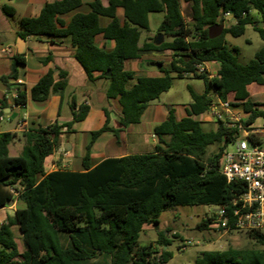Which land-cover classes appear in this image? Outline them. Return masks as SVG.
Masks as SVG:
<instances>
[{"label":"trees","instance_id":"trees-1","mask_svg":"<svg viewBox=\"0 0 264 264\" xmlns=\"http://www.w3.org/2000/svg\"><path fill=\"white\" fill-rule=\"evenodd\" d=\"M13 1V0H8ZM189 9L187 21L182 9ZM83 0H56L45 4L40 15L19 20V36L71 39L75 58L85 70L90 83L108 82L107 99L119 98L122 112L120 127H108L107 121L97 131L82 160L84 172L56 170L47 173L46 160L61 146L62 138L73 131V125L84 121L90 111L86 105L71 101L72 121L18 133H0V209L17 196L23 208L14 217H7L0 226V264H168L173 253L171 241L159 232L158 240L140 244L145 226L158 228L161 215L177 207L230 206L244 193L242 183H228L220 173V160L229 144L239 136L235 129L217 122V128L205 131L195 117L208 113L212 93L233 107H242L247 117L243 123L251 130L263 117V104L251 99L248 87L264 86V0H92L89 12H77L69 23L63 17L80 10ZM124 11L123 24L117 10ZM4 13L14 17L15 9L4 6ZM253 12L258 19L255 20ZM162 13L159 34L168 40L155 45L156 39L142 40L150 30L149 16ZM229 14L231 20L226 18ZM110 20L106 27L101 19ZM252 26L263 45L247 64L239 61L240 49L228 44V35L238 38ZM112 41V51L97 46L96 38ZM170 53V64H160L161 77L138 78L125 69L129 60H140L149 54ZM20 57L16 58L19 61ZM52 60L47 57L43 63ZM209 62L219 64L216 76L198 73L197 66ZM110 72V76L106 74ZM205 82V92L189 88L192 102L186 116L178 120L174 110L154 130L156 146L148 154H130L109 158L92 167L90 150L105 132L118 138L122 128L138 124L149 104L159 100L173 85L172 74ZM11 78L16 79V74ZM8 91L14 87L1 79ZM68 87V73L60 70L59 81L48 71L30 90V99L44 102L52 94L63 97ZM15 102L25 107L28 93L17 86ZM262 136L254 138L262 142ZM23 139L20 156H10L9 147ZM216 152L208 155L210 147ZM16 194V195H15ZM208 217L198 225L200 230L211 226ZM22 234L25 251L21 253L13 227ZM248 237L264 247V233L248 232ZM155 244L161 248L157 251ZM195 264H264V250L233 249L203 251Z\"/></svg>","mask_w":264,"mask_h":264},{"label":"crops","instance_id":"crops-1","mask_svg":"<svg viewBox=\"0 0 264 264\" xmlns=\"http://www.w3.org/2000/svg\"><path fill=\"white\" fill-rule=\"evenodd\" d=\"M53 1L56 0H0V117H2L0 120V133L10 132L21 135L30 130L45 128L54 124L63 125L71 122L73 116L70 105L72 98L75 97L78 106L83 104L90 107L89 114L84 121L77 122L73 125L74 133L70 134V136L75 135V141H65L63 140L64 136L61 146L52 156L47 158L45 165L46 170L49 169L47 173L56 171L53 170L55 166L64 168L62 170L84 172L82 160L86 154V148L92 139L91 133L100 130L105 125L107 121L105 111H107L109 115L108 127H120L119 116L122 112V107L119 103V98L107 99L106 89L108 87V82L106 80L100 79L93 84L89 82L85 70L75 58V49L72 47L69 37H28L26 39L23 38V42L20 41L21 36L18 34L19 20L22 18L38 17L45 4ZM83 1L85 5L80 10L63 17L66 23H69L72 16L77 12H89L88 3L92 0ZM4 6L14 8L15 16H7L3 11ZM117 17L123 24V9L119 8L117 10ZM227 19L231 20V17L229 16ZM109 22L110 20L107 18L101 19V25L103 27H106ZM228 36L226 37L227 42ZM146 39H143V41ZM96 44L106 51H112L115 46L114 42L104 40L102 36L96 38ZM17 57H20V60L17 61L18 64L16 65L15 72H13V65ZM47 57H51L52 60L45 64L43 62ZM156 62L161 61L150 59L146 57V55L140 60L126 61L125 69L135 74V79L132 81V84L136 83L138 78L161 77L163 74L159 71L160 69L150 65ZM163 66L167 68L169 64L166 65L163 63ZM207 66L209 69V78L211 79L216 76L219 70V64L209 62ZM50 70L54 71V80L56 82L60 79V70H64L68 73V87L63 97L52 94L49 99L44 102H35L31 100L29 96L30 90L38 83L41 77ZM14 74L17 76L16 79L11 78ZM2 78L8 79V84L12 85L14 89L8 91L7 85L1 80ZM17 86L27 90L28 102L25 107H21L15 102L17 97ZM248 90L254 102L264 105V96H262V102L255 100L257 99V97H255L256 94L259 93L260 95H264V86L252 84L248 87ZM210 97L213 102L218 98L214 93H212ZM151 104L152 102L143 114L141 122L122 128V131L118 134V138L112 132H105L96 140L90 150V162L92 167H95L109 158H121L130 154H148L138 149L142 145V141L147 142L150 135L153 138L155 148L156 140L154 130L167 119L169 111L165 112L162 106H156L149 112ZM259 109L264 111V106L259 107ZM146 114H148L147 121L144 120ZM205 115L206 114L195 117V119L207 124L213 122V120L209 118L205 117L204 119ZM245 115H241L243 119L247 117ZM185 116L186 112L184 116L176 117L178 120H181ZM136 126L140 127V130H135L134 127ZM80 136L83 137L82 142L78 140ZM104 138L106 139L102 141ZM22 141L23 139H19L11 144L9 147L10 156L12 149L17 145L23 148L24 144ZM22 148L17 156H20ZM21 208H23V206L21 204L18 205L17 196L14 202L1 208L0 226L6 222L7 217H14L16 211ZM13 232L19 251L23 253L25 248L19 227L14 226Z\"/></svg>","mask_w":264,"mask_h":264},{"label":"rangeland","instance_id":"rangeland-1","mask_svg":"<svg viewBox=\"0 0 264 264\" xmlns=\"http://www.w3.org/2000/svg\"><path fill=\"white\" fill-rule=\"evenodd\" d=\"M183 12L187 21H190L189 7L183 3ZM255 20L258 19L256 12H253ZM164 15L162 13L150 14V30L143 31L142 40L146 38H155L159 32V26L163 20ZM168 40L163 36V41ZM228 44L231 46H236L240 49L239 61L241 64H247L252 59H254L256 53L260 50L263 45V40L261 39L258 32H256L252 26H248L246 33L238 38L228 36ZM146 57L158 60L163 63L170 64V53L165 54H149ZM173 85L172 88L164 93L159 100L153 101L151 104V110L156 106H162L164 111L174 110L176 116L185 115V107L192 102V97L189 91L191 88L197 94H203L205 92L206 86L202 79L184 77L178 78L177 74L173 73ZM262 96L259 93L255 95L256 101H263ZM216 102V99L214 100ZM236 113L240 115H245L242 107H234ZM148 112V114H149ZM148 114L145 115L144 120L147 121ZM247 116V115H245ZM209 118L213 120L210 123H204L203 128L205 131L215 130L217 127V121L214 117H210L208 113L204 116V119ZM146 123V122H145ZM253 128L262 135V144L264 145V118L261 117L256 120ZM135 130H140V127H134ZM75 135L65 136L63 140L71 142L75 141ZM104 138L102 141H104ZM79 142L83 141V137L78 138ZM24 144V140L22 141ZM96 142V141H95ZM94 142V143H95ZM24 146V145H23ZM22 146H16L11 151V156H17L21 150ZM217 147L212 146L208 150V155L215 153ZM229 151L234 150V146L229 144L227 146ZM141 152L149 153L154 150V142L151 135L148 137L147 142L142 141V145L138 149ZM64 169L59 166H55L53 170ZM49 171V169L47 170ZM18 205H20L18 203ZM22 205V204H21ZM218 211L216 206H194V207H177L174 210H169L161 215V224L158 228L154 226H146L144 233L140 236V244L148 245L155 243L158 240L159 232L165 234V236L171 241V246L168 250L173 253V258L168 264H195L196 259L199 257L200 253L203 251H224L229 248L233 249H261L264 247L258 246L254 241L249 239L248 232L234 231L230 233H224L223 231L213 229L211 227L200 230L198 225L202 220L212 217L214 213ZM188 242H191L188 244ZM156 250L159 252L161 248L155 244Z\"/></svg>","mask_w":264,"mask_h":264},{"label":"built area","instance_id":"built-area-1","mask_svg":"<svg viewBox=\"0 0 264 264\" xmlns=\"http://www.w3.org/2000/svg\"><path fill=\"white\" fill-rule=\"evenodd\" d=\"M229 16L227 14L226 18ZM197 70L209 75L207 63L198 65ZM208 114L217 122H222L224 127L240 133L232 143L234 150L226 148L223 152L220 173L228 183H242L245 188L244 193L236 196L229 207H218L211 217L213 222L210 227L224 233H264V145L254 138L259 133L244 125L242 116L236 113L230 101L217 98Z\"/></svg>","mask_w":264,"mask_h":264},{"label":"water","instance_id":"water-1","mask_svg":"<svg viewBox=\"0 0 264 264\" xmlns=\"http://www.w3.org/2000/svg\"><path fill=\"white\" fill-rule=\"evenodd\" d=\"M20 41L23 42L24 39L21 37V38H20ZM162 43H163V35H162V34H159V35L156 37V39H155V41H154V44H155V45H160V44H162ZM17 64H18L17 61H15L14 65H13V72H15V68H16V65H17ZM150 65H151V66H156L158 69L161 68V65H160V64L151 63ZM110 74H111V73L108 72V73L106 74V76H110Z\"/></svg>","mask_w":264,"mask_h":264}]
</instances>
